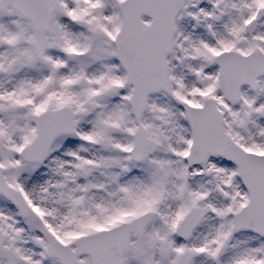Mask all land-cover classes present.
Segmentation results:
<instances>
[{
  "label": "snow or ice",
  "instance_id": "obj_1",
  "mask_svg": "<svg viewBox=\"0 0 264 264\" xmlns=\"http://www.w3.org/2000/svg\"><path fill=\"white\" fill-rule=\"evenodd\" d=\"M0 264H264V0H0Z\"/></svg>",
  "mask_w": 264,
  "mask_h": 264
},
{
  "label": "rangeland",
  "instance_id": "obj_2",
  "mask_svg": "<svg viewBox=\"0 0 264 264\" xmlns=\"http://www.w3.org/2000/svg\"><path fill=\"white\" fill-rule=\"evenodd\" d=\"M207 4V1L206 3ZM182 26L186 27L188 30H194L200 33H205V29L204 28H193V25L195 24V21H193L190 17H185L182 21H181ZM199 29V30H198Z\"/></svg>",
  "mask_w": 264,
  "mask_h": 264
}]
</instances>
